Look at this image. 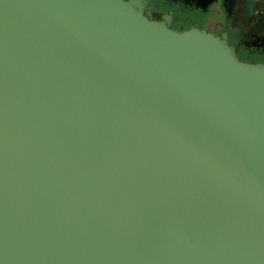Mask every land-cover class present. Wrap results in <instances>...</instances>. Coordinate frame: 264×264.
Instances as JSON below:
<instances>
[{
	"label": "water",
	"instance_id": "95a60500",
	"mask_svg": "<svg viewBox=\"0 0 264 264\" xmlns=\"http://www.w3.org/2000/svg\"><path fill=\"white\" fill-rule=\"evenodd\" d=\"M0 264H264V64L129 0H0Z\"/></svg>",
	"mask_w": 264,
	"mask_h": 264
},
{
	"label": "flooded vegetation",
	"instance_id": "af4514ba",
	"mask_svg": "<svg viewBox=\"0 0 264 264\" xmlns=\"http://www.w3.org/2000/svg\"><path fill=\"white\" fill-rule=\"evenodd\" d=\"M151 19L209 31L245 62L264 64V0H129Z\"/></svg>",
	"mask_w": 264,
	"mask_h": 264
}]
</instances>
